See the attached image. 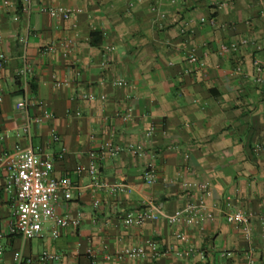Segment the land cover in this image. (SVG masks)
Returning <instances> with one entry per match:
<instances>
[{"label": "crops", "instance_id": "0c3cea01", "mask_svg": "<svg viewBox=\"0 0 264 264\" xmlns=\"http://www.w3.org/2000/svg\"><path fill=\"white\" fill-rule=\"evenodd\" d=\"M216 4L226 6L217 11ZM52 5L82 12L67 21L53 19L41 12ZM201 18H215L218 26L203 25ZM242 40L249 44L219 54L220 44ZM52 43L56 50L42 53ZM111 46L115 51L109 54ZM190 50L205 61L204 70L190 65ZM1 54L8 62L0 69V131L8 137L0 138V160L16 146L51 159L54 176L76 186L74 199L62 200L57 214L80 212L83 220L78 229H60L57 238L47 223L40 238L3 239L0 264H14L16 251L33 264H246L250 248L255 264H264V154L253 151L264 144V87L255 84L253 67L255 60L264 63V0H32L30 11L23 0H0ZM24 56L36 89L30 94L52 110L51 122L36 124L37 108L27 114L18 109ZM121 77L129 85L114 87ZM88 95L97 99L88 101ZM126 111L133 114L129 122L117 118ZM152 127L148 140L145 133ZM52 129L59 142H51ZM112 135L123 146L142 144L146 156L123 153L103 164L104 181L125 180L133 191L119 198L103 193L95 209L86 173L89 152ZM151 158L159 175L149 186L142 174ZM184 181L212 185L200 209V225L171 226L164 218L142 226L123 224L125 213L146 201L166 215L196 201V192L182 188ZM6 184L7 173L0 167V229L12 219L15 203ZM227 211L250 217L252 242L227 222ZM125 246L143 247L146 256L107 259ZM187 248L193 253L180 258L177 253ZM44 251L60 260L42 262Z\"/></svg>", "mask_w": 264, "mask_h": 264}, {"label": "built area", "instance_id": "2783aa9c", "mask_svg": "<svg viewBox=\"0 0 264 264\" xmlns=\"http://www.w3.org/2000/svg\"><path fill=\"white\" fill-rule=\"evenodd\" d=\"M263 1V0H260ZM26 11L31 10L32 0H23ZM216 10L220 11L225 8V4H216ZM154 12L157 9L153 8ZM41 12L48 14L53 19L61 18L65 21L70 20L76 13H81V9H72L66 6L52 5L42 6ZM201 24H209L212 27H217L215 18L207 19L201 18ZM23 41V40H22ZM24 42V41H23ZM68 46L73 45V41L67 42ZM248 40L234 41L231 43H222L219 46L218 52L221 55L236 53L241 46L248 45ZM57 48L56 43H52L45 47L42 51L44 54H51ZM115 47L108 48L107 53H114ZM187 59L190 65L197 66L201 70L206 68L205 61L200 58L195 50H190L187 53ZM8 62V58L0 55V69H2ZM109 61H103L102 67H108ZM255 70L254 82L258 86L264 87V63L255 60L253 62ZM31 68L27 62L26 56L23 57L22 67L19 71L18 77L20 80L22 98L18 103V109L24 113H28L29 109L37 108L40 110L39 115L34 117L36 124H44L51 122L54 119L52 110L42 101L32 98L30 94ZM112 85L116 88H123L129 85L125 77L115 79ZM88 101H95V95H88L85 97ZM105 100V97H101ZM3 98L0 96V104ZM77 116L80 115L78 112ZM117 118L123 122H129L133 118L130 111L118 113ZM25 131H29V127H25ZM154 134V128H150L145 133L146 139H151ZM50 140L52 143L59 142L60 137L55 129L51 130ZM8 134L0 131V138H7ZM91 140H95L92 136ZM253 151L257 155L264 154V144H258L253 147ZM65 149L59 155L63 158ZM128 153L136 158H143L146 156L145 147L142 144H135L123 146L116 142L112 135L106 141L97 144L89 152V162L86 168L87 177L89 179L88 188L93 196V208L98 209L101 204V195L108 193L114 198H119L122 195H130L133 191L132 187L125 181L121 180L116 183H108L101 178V168L103 164L117 156ZM188 158V156H187ZM0 167L7 173L6 192L14 195V206L12 219L9 220L3 228L0 229V243L3 239L9 237H20L23 241H31L42 237L45 225L47 223L53 224L52 236L57 238L60 234V229H78L82 225V214L80 212L60 216L57 214L56 206L61 201H71L74 199V191L76 186L69 178L57 179L54 176V162L46 157L37 155L32 148H22L16 146L13 151L3 154L0 160ZM159 175L158 166L154 158L150 159L143 169V181L146 185L152 186L157 182ZM210 182H186L182 183V188L185 191L197 193L196 201H190L183 209L177 211L173 215L163 214L158 204L153 201H146L135 210L128 211L121 218L125 226H142L147 221H158L161 218L167 220L171 226L182 224L184 226H193L201 224L200 209L204 206V196L207 195L211 188ZM227 222L240 230L243 238L252 242L253 229L251 219L248 215L240 211L225 212ZM177 238L181 241H186L184 233H178ZM0 252L2 248L0 245ZM193 253L191 248L183 249L177 253L180 258L189 257ZM88 255L96 258V253L88 250ZM223 255L229 256V253ZM115 257L119 261L125 259L140 260L146 256V251L143 247L125 246L113 255H108L107 259ZM156 256V255H155ZM40 259L42 262H56L60 260V256L50 251H44ZM14 264H33L31 258L24 256L22 251L14 253ZM255 264L253 248L249 249L247 253V263Z\"/></svg>", "mask_w": 264, "mask_h": 264}, {"label": "trees", "instance_id": "16d2710c", "mask_svg": "<svg viewBox=\"0 0 264 264\" xmlns=\"http://www.w3.org/2000/svg\"><path fill=\"white\" fill-rule=\"evenodd\" d=\"M31 85V84H30ZM34 85L30 86V89L33 90V93H35L36 89L35 87H33ZM2 200H3V189H0V204H2Z\"/></svg>", "mask_w": 264, "mask_h": 264}]
</instances>
